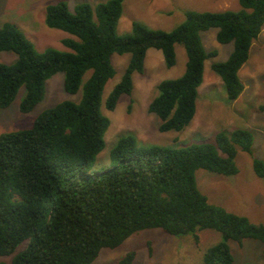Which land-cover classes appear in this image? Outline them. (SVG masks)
Segmentation results:
<instances>
[{"label": "trees", "instance_id": "1", "mask_svg": "<svg viewBox=\"0 0 264 264\" xmlns=\"http://www.w3.org/2000/svg\"><path fill=\"white\" fill-rule=\"evenodd\" d=\"M238 1L236 11L188 9L170 30L133 21L123 35L116 31L123 0L81 2L73 10L65 0L48 3L45 24L74 36L62 38L67 50L38 51L15 23H2L0 51H11L16 59L0 62V108L24 86L19 109L31 111L44 95L45 81L59 71L64 90L74 94L81 87L82 94L79 101L65 99L44 109L29 127L0 133V256L12 255V264H91L102 248H115L142 229L192 233L198 242L196 232L210 228L222 239L204 252V264H233L228 241L242 245L247 238L262 243L264 257V223L211 203L195 179L199 168L237 173V146L252 155L248 129L220 131L214 142L177 148L141 147L133 135H121L110 150L113 165L91 172L110 123L101 111V97L115 74L114 53L130 57L105 99L108 110L122 94L131 93L132 74L143 71L149 48L160 50L166 66L172 67L175 44L183 45L182 75L160 80L147 106L159 119V131H179L195 115L204 62L218 53L216 48L205 50L200 32L215 27L217 41L232 42L233 48L225 60L213 61L210 67L221 78L227 97L237 98L244 87L238 70L264 26V0ZM259 108L264 111V104ZM252 164L262 177L263 161L253 156ZM134 256L129 250L120 263L130 264Z\"/></svg>", "mask_w": 264, "mask_h": 264}, {"label": "rangeland", "instance_id": "2", "mask_svg": "<svg viewBox=\"0 0 264 264\" xmlns=\"http://www.w3.org/2000/svg\"><path fill=\"white\" fill-rule=\"evenodd\" d=\"M58 0H0V26L5 21L15 23L41 51L47 47L67 50L62 38L72 34L48 27L44 21L45 6ZM70 10L77 3L96 5L105 0H65ZM188 9L197 11L239 10L238 0H123L122 13L116 31L123 35L130 31L133 21H139L152 29L170 30L184 18ZM217 28L200 32L206 51L216 48L218 53L204 62L205 84L201 85L196 98V112L183 129L159 131L158 117L149 112L147 106L157 94V83L162 79L176 78L185 69L186 53L182 44H175L176 62L167 67L160 50H147L143 71L132 74L133 88L130 94H122L113 110L105 108V99L120 80L130 54L114 53L111 63L115 74L104 85L101 97V111L109 119L103 139L104 147L98 153L91 172L104 170L113 165L110 150L121 135H133L138 146L160 145L183 147L192 143L214 142L217 132L231 133L243 128L253 135L252 155L237 146L235 162L238 171L223 175L205 169L195 171L197 186L208 200L228 211L245 215L253 223H264V175L258 176L252 164V157L264 163V26L250 47L248 59L238 70L244 87L236 99L226 95L221 78L211 69L213 61L225 60L232 51L233 43H219ZM16 55L11 51H0V62L11 63ZM87 72L83 80L86 79ZM214 78V80H212ZM64 74L56 72L45 81L42 99L29 112H21L20 101L25 88L21 86L13 101L0 108V133L26 128L32 125L37 115L59 101H79L82 88L67 93L63 88ZM210 80V81H209ZM207 82V83H206ZM209 82V83H208ZM198 242L192 233L171 235L159 228L142 229L130 235L115 248H102L91 264H121L120 259L129 250L135 251L130 264H204V252L219 242L221 234L210 228L198 230ZM233 264H264L262 243L257 239H244L242 245L228 241ZM25 244L17 247L23 249ZM149 246L151 252H149ZM12 255L0 256V260L11 263Z\"/></svg>", "mask_w": 264, "mask_h": 264}, {"label": "crops", "instance_id": "3", "mask_svg": "<svg viewBox=\"0 0 264 264\" xmlns=\"http://www.w3.org/2000/svg\"><path fill=\"white\" fill-rule=\"evenodd\" d=\"M149 49H150V48H149ZM149 49H148V50H149ZM212 77H213V76H211V78H212ZM212 80H214V78H212ZM209 81H210V80H209ZM206 83H207V82H206ZM208 83H209V82H208ZM202 84H203V85H206V84H205L204 73H203V81H202L201 85H202ZM201 85H200V86H201ZM200 86L198 87V91H199Z\"/></svg>", "mask_w": 264, "mask_h": 264}]
</instances>
